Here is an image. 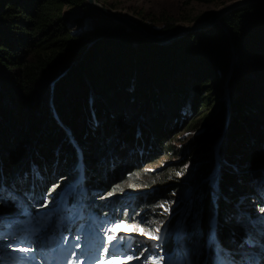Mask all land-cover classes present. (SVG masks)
Returning <instances> with one entry per match:
<instances>
[{"label": "trees", "instance_id": "trees-1", "mask_svg": "<svg viewBox=\"0 0 264 264\" xmlns=\"http://www.w3.org/2000/svg\"><path fill=\"white\" fill-rule=\"evenodd\" d=\"M187 1L201 5L216 2ZM86 3L87 0H0V117L3 118L0 123V177L11 180L18 171L35 165L33 168H40L45 178L33 180L50 184L48 188H52L53 175H63L66 169L77 163L72 140L86 149L87 160L88 154L97 153L98 158L102 156L106 174H109L112 160L104 155L102 134L112 128L117 135L124 128L117 123L118 117H122L123 109L131 99L136 100L140 107L144 101L154 106L161 104L165 111L170 107L168 101H183L191 92L196 102L206 101L201 110H208L209 104L215 103L214 98L225 92L224 85L229 80L235 51L239 55L236 53L238 61L234 62L235 68L240 64L246 69H264V2L239 8L205 32L188 34L162 46L113 23L87 7ZM75 9H80L91 21L90 30L79 34L72 32L68 22ZM142 27L156 36L176 29L173 25L162 30ZM237 74L231 75L228 85L238 90L243 87L239 90L241 96L238 92L239 95H235L231 102L240 113L234 119L230 145L220 152L218 158L225 166L231 162V156L238 154L243 156L244 171L264 168V126H255L256 122H261L256 117L251 122L240 121L246 112L258 109L255 107L258 102L264 105V86L254 80L247 83ZM233 106L229 105L226 112L231 108L232 115ZM108 117L113 119L109 124L106 123ZM172 117L175 120L178 115L173 114ZM100 121L101 128L97 125ZM132 130L130 127L122 132L125 140L134 141ZM155 133L159 144L156 151L167 155L177 153L169 144V134L158 129ZM139 135L145 140L150 137L153 140L135 146L142 150L147 144L150 149L154 147L156 140L151 133L141 130ZM216 135L217 130L212 139ZM111 152L117 151L113 149ZM126 159H121L125 166L128 165L123 175L124 165L112 170L115 173L112 180L115 181L106 184L111 193L108 198L118 199L124 196V191L138 194L139 189L142 192L147 187L152 188L157 190V195L145 191L147 194L142 206L153 209L149 214L152 218H159L156 199L170 191L179 178L147 179V174L141 172L142 164L155 163L156 157L151 156L145 161L135 153L133 159ZM99 163L91 160L84 165L88 164L95 170L99 169ZM233 163L240 165L239 162ZM180 169L178 166L174 172ZM210 171L212 168L206 163L200 165L195 170L194 179L188 182V187L198 184L199 193L194 195L188 207L190 211L185 214L187 217L183 219L181 233L190 238L188 243L196 238L197 244H205L209 220L216 216L218 241L229 247L232 238L243 240L245 236L253 235V231L240 228V225L235 230V203L249 199L255 192L250 178L259 175L241 178L240 173L235 176L224 172L222 191L219 186L221 179H216L215 172L210 178V191L207 189L206 192L200 182L209 176ZM99 172L102 174L100 169ZM169 173L172 172L166 170L165 174ZM70 178L73 179L72 176ZM96 181L103 183L99 179ZM19 194L23 192L19 191ZM203 194L204 199L200 196ZM172 196L174 194L160 201H170ZM7 205L6 201H0V212H4ZM176 216L171 219L169 227V245L173 243L181 220L172 221Z\"/></svg>", "mask_w": 264, "mask_h": 264}, {"label": "rangeland", "instance_id": "rangeland-1", "mask_svg": "<svg viewBox=\"0 0 264 264\" xmlns=\"http://www.w3.org/2000/svg\"><path fill=\"white\" fill-rule=\"evenodd\" d=\"M237 1L239 0H216V2L211 5H201L197 2H188L187 0H95V3L98 6H101L103 8L112 11L114 14L129 18L131 22L139 25L140 27L145 26L147 29L162 30L166 26L173 25L174 27H176V29H173L168 32L170 33L179 28L195 27L198 24L207 22L211 20V18L215 14L220 13L221 10L230 7L234 2ZM235 10L237 9L233 8L231 9V11H228L227 14ZM223 17H221L220 19H222ZM220 19L216 20V23L213 24V26L219 24L221 22ZM113 23L116 24V22L114 21ZM68 24L74 34H79L88 31L91 28V21L84 17V14L80 9H75L73 13H71ZM213 26H210V28ZM207 29L199 30L193 33H183L177 38V41L181 37H184L188 34L205 32ZM236 53L237 51H235L232 56L233 57V64L231 67L232 70L230 73H228L229 80L227 84L224 85L225 92L221 96H217L214 98L215 103H210L208 106L209 108L208 110L205 108L201 110V107L206 101H204L203 99L199 102H196L192 98L191 92H189L188 95H186L183 101L181 99H180L181 101L178 102L176 101L174 102V99L168 101L169 102L168 106L170 107H168L167 108L168 110L166 109L165 111H164L165 107H162L161 104L160 105L158 104V106L156 105L157 106L156 107L154 105H151V103L147 104V102L144 101L142 102L143 103L142 107H140L136 100L131 99L129 102H127L126 107L123 109V112L121 114L122 117L120 116L118 117L119 121L117 123H120L122 125L121 128H123V126L124 128L120 130V132L117 135L114 134L116 132L112 131L113 130L112 128H111L112 130L109 129L108 131L106 130L104 131V134H102L103 142H101L102 147L106 150L104 155L107 156L109 152H111V150L113 149L116 150L117 152L114 153L115 156L114 163L117 162L118 158L119 159L127 158L126 161H130L131 159L134 158L135 153L137 154V157H139L140 159L143 160L146 159L145 161H148L149 160L148 158L153 156L156 157L155 163L153 162L147 165L142 164L143 166L141 167V172L143 174H147V179L152 177H157V179H163V178L167 179L168 176L179 178L176 180L178 183L172 185L170 191L165 192L164 195H162L161 197L159 196L157 197L155 202L156 203L155 207L157 210L159 206L157 214H159L160 217L156 219L152 218L151 216H148L150 214V211L146 209L144 211V208L141 205L144 200L145 194H147L145 193V191H149L150 192L149 194L157 195V190H152V188L147 187L146 189H144V191L141 192L139 189L137 191V193H139V197L135 201L134 205L123 207L120 205H113V203H111L110 199L108 198L111 195V193L109 192L108 189L101 187L102 192L98 194L95 197V199L98 202H104L103 203L104 205H106L107 203L109 204V208H108L109 214H112V219H115L113 225L110 227L109 230H111V228L115 227L118 224H124L125 226L139 225L141 227H144L145 230H153V231L156 227H159L161 230V227L167 220L168 214L170 215L177 214V216L172 221H174L175 219H182V218L185 219L187 217L185 216V214L190 211L188 207L191 206V201L194 198V195L199 193V190L197 189L199 185L196 184V186L192 185L194 187L192 186L188 187V182L191 179H194L195 170L200 165L203 166L206 163L208 166L212 168V171H210L211 173L209 172V176H207L206 178L204 177L200 182L202 188H204L206 192L207 189L210 191V185L212 186L210 178L212 175H215V172H217L215 176L216 179L219 180V177L221 179L219 181V186L220 189L222 188V191H223L222 179H224V172L225 173L230 172L235 176L238 173H240L241 171L240 165L238 166L236 163L233 164L228 163L227 165L224 166L220 164V160L218 158L220 152L228 145H230V139L234 135L231 134V130L234 126V119L240 113L238 111V108H235L233 106V103L231 104V102L235 100L234 97L235 95H239L238 92L240 93L241 96V92L239 90H241L243 87H241V89L239 90L234 89L233 86L228 85V83L230 81L231 75L234 72H238L237 75L243 78L247 83L251 80H254L264 86V69H260V71L251 69V67L246 69L242 67L240 64H237L236 65L237 67L235 68L234 62L236 61L237 63L238 61L237 59L238 53L237 55ZM229 105H232L234 108L232 115H231V108H229L228 113L226 112V109L228 108ZM138 107L139 109L141 108V110H139ZM255 107L258 108L259 110L256 109V111L255 112L252 111V113L251 111L246 112V115L244 114L243 118H241L240 121L241 123H244V121L247 120L251 122V120L254 117H256V119H259L261 122L260 123L256 122L255 126L261 128L262 126H264V105L258 102V104ZM173 114L178 115V118L174 120V118L172 117ZM203 115L204 117L202 118ZM219 120L221 121L219 122ZM2 121L3 118L0 117V123ZM109 121L112 122L113 119L108 117L106 123L109 124ZM155 122L160 123V125H156ZM97 125L99 128H101L102 121H100V123H97ZM130 127L133 128L132 133L134 134L133 138L135 142L131 141L130 139L125 140V136L124 134H122L123 131L124 132L127 131ZM64 128L68 130L67 127H63V129ZM157 129L164 131L166 134H169V144L171 148L175 150L177 153L173 155H167L163 151H159V152L156 151V149H159L158 147L159 144L156 140V133H155L157 132ZM141 130L152 134L153 138H155L156 140V142L153 145L154 147L155 145L157 147L154 148L152 146V149H150L149 145L147 144L145 149L142 150L139 149L137 146H135L136 144L139 143L146 144L148 141L152 142L153 140L152 137H150L148 140L142 138L141 135H139ZM216 130H217L216 138L212 139ZM111 134H113L112 138L110 136ZM70 142L75 147L74 148L75 157H77V154L80 151L81 152L84 151V153L87 155L85 148H81L80 146H77L74 141H70ZM130 143L132 144V146H130L131 145ZM262 146L264 147V139L262 142ZM155 151L156 153L154 155ZM122 152H126V154L123 155ZM88 156L89 158H91V160H95L99 162L101 161V159H103L102 156L98 158L97 153H95L94 155L88 154ZM184 162L186 163L183 165ZM178 166H181L182 169H180V171H177L175 173L174 169L177 168ZM166 170H170L172 173L165 174ZM182 171H184L185 173H182ZM88 173H90V170ZM177 173H180V175H177ZM69 175H70V170L67 169V171L65 170V174L57 175L55 177L53 187L46 188L42 201L43 204L53 202V198L46 196L52 195L55 192V190H57V188H59L60 186L64 187L63 176L68 178ZM261 176L263 177L258 179L255 177L250 178L251 182L255 186V192H253V194L249 196V199H247L250 200L249 203H247V200H245L243 207V208L248 207V212H251V214L253 215L255 222L252 225L255 226V224H257L262 229V231L261 232H257V230L254 231L253 227H251L250 225H245L244 228L247 231H253L259 233L260 237L264 236V196L261 195L260 193L261 189L263 188V183H260L259 185V183L256 180H259V182L264 181V175ZM56 179L60 180L59 185L55 183ZM58 182L59 181H57V183ZM257 184L259 185V187L257 186ZM0 191L2 192V194H4L6 189L3 188V186H0ZM130 192L132 191L129 192L124 191L123 195H127ZM170 194H174V196H172L170 201L168 199L167 201H160L161 198H165V199L170 198ZM200 196H202L203 199L205 198L204 194ZM93 202L94 199L91 198V203ZM161 203L165 204L166 206L170 205V211L164 212L163 208L160 207ZM145 208H147V205ZM126 216H130V221L122 222V218H124V220H127ZM236 216L237 215H235V218L237 219ZM249 217L251 216L249 215ZM213 220L214 217L213 218L211 217L210 223H212ZM238 222L241 223L238 225L242 226V223L245 222V219L242 218ZM111 234L122 235L124 237H127L129 240L135 241L141 245L144 244L147 246L150 243L148 239L141 236L137 231H133L131 233L118 231L115 234L111 232ZM174 236L176 237V235ZM195 236L196 234H194L193 237ZM187 237L188 236L184 235L183 237L184 240H182L183 242L181 241L180 244L183 243L182 246L184 247L185 255L189 256L193 251H195L193 243L197 244L198 242H196V240L198 239L192 238L191 242L188 243L187 241L190 238ZM205 239H206L205 242L207 244V241L212 239V234L206 236ZM180 244L177 245V248L180 247ZM209 250H211V248H209ZM145 252H147V250L144 251V254ZM150 253L152 254L153 251H150ZM141 255H143V252H141Z\"/></svg>", "mask_w": 264, "mask_h": 264}, {"label": "water", "instance_id": "water-1", "mask_svg": "<svg viewBox=\"0 0 264 264\" xmlns=\"http://www.w3.org/2000/svg\"><path fill=\"white\" fill-rule=\"evenodd\" d=\"M264 2V0H239L237 2H234L230 7L221 10L220 13L215 14L211 20L198 24L195 27H184V28H179L177 30H174L173 32L170 33H166L165 35H152L150 34L148 31H146V29H144L143 27H140L139 25L131 22L130 20H128L126 17L114 14L112 11L103 8L101 6H98L95 3V0H87V7L98 11L99 13H101L104 17L111 19L112 21L121 24L122 26L126 27L128 30L134 32L135 34H137L138 36L142 37L143 39L150 41L154 44L157 45H166L167 41H172L173 39H177L181 34L183 33H193V32H197L199 30H203L206 29L208 26H213V24L216 23V20H219L221 17H223L224 15L227 14L228 11H231V9L235 8V9H239V8H243V7H247L250 5H255L258 3H262ZM243 156H240L238 154L231 156V162L229 161V163H233V162H239L240 164V176L241 178H245L247 176H250L252 174L255 175H263L264 174V168H259V169H253V170H243L244 167V163L242 160ZM186 162L183 163V165ZM214 176V175H213ZM243 202V201H242ZM235 205L237 206L238 203L236 202Z\"/></svg>", "mask_w": 264, "mask_h": 264}, {"label": "snow or ice", "instance_id": "snow-or-ice-1", "mask_svg": "<svg viewBox=\"0 0 264 264\" xmlns=\"http://www.w3.org/2000/svg\"><path fill=\"white\" fill-rule=\"evenodd\" d=\"M177 175H180V173H177ZM161 208H163L164 212H169L170 211V205H165L161 204ZM112 233H117L118 231H124L127 233H131L133 231H137L141 236L145 237L148 240L151 241H157L159 240V236L157 235L160 232V228L156 227L153 230H145L144 227H141L139 225H132V226H125L124 224H118L115 227L111 228L110 230ZM79 239V237H77ZM117 239L115 235H107L106 240L107 242H114ZM79 245H77L78 247ZM16 251L20 252H29L31 249L27 247H22L19 249H15ZM109 248L108 247H103L102 248V255L98 260L96 261V264H128V262L132 261L134 257L132 255H127L123 257L117 256L115 253L111 255V258L109 259H104L103 256L109 254ZM163 257L157 258L155 255H153L151 258L146 260V264H162ZM79 264H84L83 260L79 261Z\"/></svg>", "mask_w": 264, "mask_h": 264}, {"label": "bare ground", "instance_id": "bare-ground-1", "mask_svg": "<svg viewBox=\"0 0 264 264\" xmlns=\"http://www.w3.org/2000/svg\"><path fill=\"white\" fill-rule=\"evenodd\" d=\"M97 13H99L98 11H97ZM101 16H103L101 13H99ZM104 17V16H103ZM106 18V17H105ZM128 20H129V18H127ZM111 20V19H110ZM208 29L210 28L209 26L207 27ZM206 28V29H207ZM175 40H177L176 38L175 39H173L172 41H167V43H166V45L167 44H170L171 42H173V41H175ZM152 43V42H151ZM226 132V131H225ZM72 141H74V140H72ZM77 141H78V139H77ZM259 178H261V177H263V176H261V175H259L258 176ZM241 200V199H240ZM242 204H244L243 202L241 203V201H239L238 202V205H242ZM120 209V208H119ZM114 214V213H113ZM245 225H248V224H246L245 222L242 224V226H240V228L241 227H244ZM255 228H253L254 229V231H256L257 230V232H261L262 231V229L257 225V224H255ZM29 264H31V262H29Z\"/></svg>", "mask_w": 264, "mask_h": 264}]
</instances>
